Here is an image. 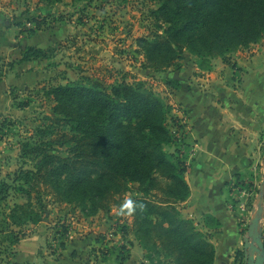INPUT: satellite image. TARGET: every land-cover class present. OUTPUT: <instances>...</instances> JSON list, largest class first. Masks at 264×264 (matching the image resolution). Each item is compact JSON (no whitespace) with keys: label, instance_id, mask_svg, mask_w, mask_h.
Here are the masks:
<instances>
[{"label":"trees","instance_id":"16d2710c","mask_svg":"<svg viewBox=\"0 0 264 264\" xmlns=\"http://www.w3.org/2000/svg\"><path fill=\"white\" fill-rule=\"evenodd\" d=\"M58 3L61 0H42ZM161 4L160 18L169 25L165 37L140 41L148 63L158 69L183 68L187 50L199 61V68L210 71L215 58L247 50L264 39V0H152ZM20 63L43 57L29 48ZM179 86L178 84H176ZM55 102L50 120L65 128L39 129L43 141H31L21 147L23 157L33 156L34 170H21L12 184L0 182V203L13 191L26 197L27 205L16 206L10 215L14 225L38 224L41 217L33 211V202L44 209V195H63L92 214L110 209L116 196L132 193L126 212L131 214L135 236L148 253L151 264H213L215 248L209 235L200 232L180 212V204L190 197L185 179L187 164L179 153L166 150L176 143L168 127L172 108L144 84L122 82L108 93L94 83L53 87ZM29 104H20L27 108ZM7 119L0 122V133ZM52 128V129H51ZM51 129V130H50ZM68 130V131H67ZM61 133L59 145L68 147L69 157H61L46 136ZM131 184H138L135 191ZM118 204V203H117ZM206 224L219 228L208 217ZM12 233V232H11ZM20 241L16 238V244ZM155 256L158 258H155ZM245 252L236 261L243 264Z\"/></svg>","mask_w":264,"mask_h":264},{"label":"rangeland","instance_id":"374dc122","mask_svg":"<svg viewBox=\"0 0 264 264\" xmlns=\"http://www.w3.org/2000/svg\"><path fill=\"white\" fill-rule=\"evenodd\" d=\"M160 7V3L152 0H61L58 3L0 0V122L7 119V126L0 133V153L6 168L4 173L0 169V182L12 184L16 173L34 170L33 156L23 157L21 147L30 137L40 144L43 139L42 134L37 136L39 129L53 126L50 120L55 118V102L48 96L53 87L82 83L91 88L97 83L110 93L111 88L122 82L133 86L142 83L172 108L173 117L175 112L182 113L173 93L180 86L167 77L177 71L152 67L140 47L143 39L165 37L169 25L160 18ZM262 44L264 41L231 53L225 57L227 61L215 58L212 68L216 60L227 66L233 65L232 60L237 63L234 54L250 58ZM29 48L42 51L43 57L20 63ZM179 54L194 60L200 72L207 71L199 68L200 61L187 50ZM25 103L29 104L27 108L19 107ZM181 126L182 121L176 117L169 120L168 127L176 143L166 150L178 152L183 160V147L176 133ZM52 128L58 132L65 130L58 125ZM57 131L55 135L51 132L44 135L45 140L52 143L51 147L61 157H69L68 147L58 143L61 133L56 135ZM137 185L131 184L130 188L135 191ZM125 195L116 196L110 209L92 214L63 195L45 194L43 210L32 203L33 211L41 217L40 222L26 225L18 220L21 225H14L9 216L15 213L16 206H26L27 200L13 191L6 202L0 203V264H13L16 238L21 241L34 233L46 236L40 249L50 255L57 256L70 242L85 243L82 247L85 251L70 250L73 254L69 258L78 260V264H98L108 255L125 260L130 257L129 239L136 238L133 219L126 212L132 193ZM96 240L100 242L98 248L94 244ZM135 243L146 252L137 238ZM145 260L140 264H151L146 257Z\"/></svg>","mask_w":264,"mask_h":264},{"label":"crops","instance_id":"0c3cea01","mask_svg":"<svg viewBox=\"0 0 264 264\" xmlns=\"http://www.w3.org/2000/svg\"><path fill=\"white\" fill-rule=\"evenodd\" d=\"M183 57V68L167 75L180 86L173 93L184 114L175 112L182 121L176 133L190 188V197L180 204L181 215L209 235L215 248L213 264H239L236 255L245 252L247 230L264 197V45L250 58L234 54L237 63L232 60V66L216 60L212 70L205 72ZM0 169L6 171L1 153ZM208 217L220 227L208 226ZM45 238L43 233L22 238L13 264H78L69 257L74 251H85V243L76 240L57 256L50 255L40 249ZM135 240L129 239L130 257L120 260L108 255L98 264L146 262V252ZM94 244L100 246L97 240Z\"/></svg>","mask_w":264,"mask_h":264},{"label":"water","instance_id":"95a60500","mask_svg":"<svg viewBox=\"0 0 264 264\" xmlns=\"http://www.w3.org/2000/svg\"><path fill=\"white\" fill-rule=\"evenodd\" d=\"M263 202L264 197L254 211L255 217L251 219L247 230L243 264H264Z\"/></svg>","mask_w":264,"mask_h":264}]
</instances>
